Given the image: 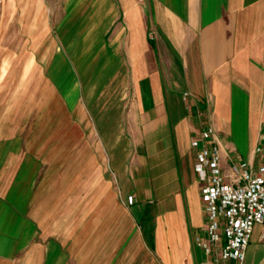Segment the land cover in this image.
<instances>
[{"label": "crops", "instance_id": "crops-1", "mask_svg": "<svg viewBox=\"0 0 264 264\" xmlns=\"http://www.w3.org/2000/svg\"><path fill=\"white\" fill-rule=\"evenodd\" d=\"M208 126L258 163L264 0H0V264H200Z\"/></svg>", "mask_w": 264, "mask_h": 264}, {"label": "built area", "instance_id": "built-area-1", "mask_svg": "<svg viewBox=\"0 0 264 264\" xmlns=\"http://www.w3.org/2000/svg\"><path fill=\"white\" fill-rule=\"evenodd\" d=\"M183 97L187 101L189 94ZM191 146L206 216L195 238L204 254L200 264H245L255 228L264 231V133L254 151L257 164L234 161L225 169L218 135L210 126L195 132ZM126 201L132 205L135 197Z\"/></svg>", "mask_w": 264, "mask_h": 264}, {"label": "rangeland", "instance_id": "rangeland-1", "mask_svg": "<svg viewBox=\"0 0 264 264\" xmlns=\"http://www.w3.org/2000/svg\"><path fill=\"white\" fill-rule=\"evenodd\" d=\"M8 24L13 25L14 22H8ZM9 25H8V28H9L8 30H10V28H11ZM13 29H14V27H13ZM3 39L5 40V38H3ZM4 43H5V41H4ZM8 43H10V42H8ZM12 43H15V42H12ZM28 97H29V95H28ZM27 101L28 100L25 99L24 104H26L27 106L25 105V107L22 108V109H24V111H26L27 108H29V106H28L29 102H27ZM263 256H264V246L262 244L258 243L257 241H254L250 244V247L248 249L246 264H255L254 262L259 261Z\"/></svg>", "mask_w": 264, "mask_h": 264}]
</instances>
